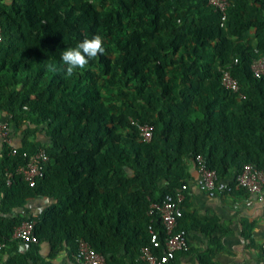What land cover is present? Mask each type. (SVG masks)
I'll return each mask as SVG.
<instances>
[{"label":"trees","instance_id":"trees-1","mask_svg":"<svg viewBox=\"0 0 264 264\" xmlns=\"http://www.w3.org/2000/svg\"><path fill=\"white\" fill-rule=\"evenodd\" d=\"M0 26V115L20 137L15 154L0 149L1 264L75 262L81 239L108 264H142L150 206L192 179L198 156L232 187L245 164L264 171V75L251 68L264 56V0H230L224 26L207 0H0ZM97 34L104 54L67 76L61 53ZM229 64L238 93L221 85ZM41 148L35 186L18 175L8 187ZM40 199L53 202L22 250L18 210Z\"/></svg>","mask_w":264,"mask_h":264},{"label":"built area","instance_id":"built-area-1","mask_svg":"<svg viewBox=\"0 0 264 264\" xmlns=\"http://www.w3.org/2000/svg\"><path fill=\"white\" fill-rule=\"evenodd\" d=\"M208 4L221 14V25L224 26L227 20V11L230 0H207ZM3 41V29L0 26V43ZM237 61L235 62V64ZM252 72L256 77L264 75V56L258 57L252 63ZM231 65H225L219 70L221 72V85L228 91L238 93L240 90L238 81L232 76ZM135 124L134 122H132ZM154 128L149 125L140 126V135L143 141L150 142L153 137ZM3 145L11 147L12 154L16 153L14 137L11 127L7 121H0V149ZM49 162V155L46 149L41 148L28 158L25 166L19 167L15 172L6 175V185L13 184L15 176H21L24 181L33 187L39 177L42 176L45 165ZM198 184L202 192L215 196L218 194L232 193L237 190L247 194L257 196L260 201H264V171L258 169L252 163L245 164L237 176L234 187L220 179L215 170L205 166L201 156L197 157ZM188 195V183L182 185L173 195H168L160 205L152 204L148 211L150 222L148 224L149 243L141 251L139 260L142 264H168L174 260L176 255L187 246V232L181 226L180 221L184 216L183 204ZM49 200V199H46ZM44 208H40L37 213L31 214L26 209H19L25 217L24 221L14 229L11 240L19 241L21 249L30 243H38V238L34 234L36 218ZM157 213V217L155 214ZM157 221L160 222L161 232L156 229ZM6 248L4 243H0V253ZM264 251V243L262 245ZM163 250L161 255L157 251ZM76 264H108L104 255L97 252L87 241L81 239L78 246V253L75 257Z\"/></svg>","mask_w":264,"mask_h":264},{"label":"crops","instance_id":"crops-1","mask_svg":"<svg viewBox=\"0 0 264 264\" xmlns=\"http://www.w3.org/2000/svg\"><path fill=\"white\" fill-rule=\"evenodd\" d=\"M0 121L7 120L0 115ZM11 131L15 136L14 145L20 146L19 135L14 128ZM38 140L49 143L44 134H40ZM191 175L181 222L187 232V246L168 264H264V201L241 190L210 196L200 190L195 167ZM52 202L50 199L32 200L26 208L34 214ZM18 212L22 214L21 210ZM47 254L48 246L42 245V255ZM5 259L6 256L2 261ZM122 261L130 264L129 258L124 257ZM51 263L76 264L66 253Z\"/></svg>","mask_w":264,"mask_h":264},{"label":"clouds","instance_id":"clouds-1","mask_svg":"<svg viewBox=\"0 0 264 264\" xmlns=\"http://www.w3.org/2000/svg\"><path fill=\"white\" fill-rule=\"evenodd\" d=\"M103 37L99 34L90 39L85 38L74 48H68L61 53V59L65 65L66 75L71 77L78 69H84L91 59L103 55Z\"/></svg>","mask_w":264,"mask_h":264},{"label":"rangeland","instance_id":"rangeland-1","mask_svg":"<svg viewBox=\"0 0 264 264\" xmlns=\"http://www.w3.org/2000/svg\"><path fill=\"white\" fill-rule=\"evenodd\" d=\"M107 92H104V94H106Z\"/></svg>","mask_w":264,"mask_h":264}]
</instances>
